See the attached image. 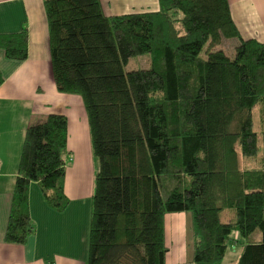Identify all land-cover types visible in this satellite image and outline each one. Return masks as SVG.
Listing matches in <instances>:
<instances>
[{
  "label": "trees",
  "instance_id": "1",
  "mask_svg": "<svg viewBox=\"0 0 264 264\" xmlns=\"http://www.w3.org/2000/svg\"><path fill=\"white\" fill-rule=\"evenodd\" d=\"M159 3L108 16L101 0L44 1L54 81L83 99L97 162L88 264H167L166 216L178 213L191 214L188 263L224 264L242 239L231 264H264V43L242 38L229 0ZM228 39L239 40L234 59L219 49ZM0 48L27 60V29L1 36ZM145 54L150 69L126 71ZM24 151L22 174L64 211L68 119L49 115ZM35 232L26 184L5 241Z\"/></svg>",
  "mask_w": 264,
  "mask_h": 264
},
{
  "label": "crops",
  "instance_id": "2",
  "mask_svg": "<svg viewBox=\"0 0 264 264\" xmlns=\"http://www.w3.org/2000/svg\"><path fill=\"white\" fill-rule=\"evenodd\" d=\"M44 1L0 0V37L28 32L27 60H10L0 48V264H88L89 260L97 162L83 99L60 93L54 81ZM229 2L242 38L264 43V0ZM101 4L108 16L160 9L159 0H101ZM51 114L68 119L65 193L70 202L64 211L52 208L37 181L22 174L26 134L43 127ZM26 184L36 232L23 245L10 244L5 234L12 202ZM183 215H175L174 227L185 226H179Z\"/></svg>",
  "mask_w": 264,
  "mask_h": 264
},
{
  "label": "rangeland",
  "instance_id": "3",
  "mask_svg": "<svg viewBox=\"0 0 264 264\" xmlns=\"http://www.w3.org/2000/svg\"><path fill=\"white\" fill-rule=\"evenodd\" d=\"M239 45V40L237 39H228L224 40L222 46L219 49H222L225 51V53L232 59L236 56V48ZM152 66L151 56L149 54H145L142 56H137L128 62L125 69L127 72L133 71V70H139V69H150ZM254 121L256 126H259L260 122V110L259 108H256L253 112ZM175 215L171 214L169 215V221H168V229H167V237L169 234V230L171 231V238H167L168 245L170 247V252L167 255V264H191L188 263L192 257V251H193V235L191 231V214L184 213V221H179L181 225H185L182 230V228H178L177 226L174 227L175 221ZM231 211H225L221 215V219L224 222H227L231 218ZM237 238L239 240V237L237 235H234V238ZM234 245H230L229 249L227 251V254L224 258L223 263L224 264H231L232 262H235L242 250V244L243 240L239 241H233ZM179 251V252H178Z\"/></svg>",
  "mask_w": 264,
  "mask_h": 264
},
{
  "label": "bare ground",
  "instance_id": "4",
  "mask_svg": "<svg viewBox=\"0 0 264 264\" xmlns=\"http://www.w3.org/2000/svg\"><path fill=\"white\" fill-rule=\"evenodd\" d=\"M169 221V220H168ZM176 227V226H175ZM179 252V251H178Z\"/></svg>",
  "mask_w": 264,
  "mask_h": 264
}]
</instances>
